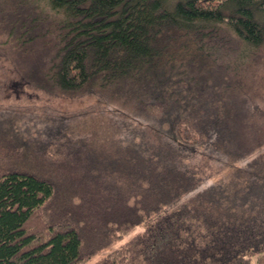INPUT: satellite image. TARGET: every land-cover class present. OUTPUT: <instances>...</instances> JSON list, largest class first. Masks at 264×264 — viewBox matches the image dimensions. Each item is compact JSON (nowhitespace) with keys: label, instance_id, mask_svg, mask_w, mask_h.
Returning a JSON list of instances; mask_svg holds the SVG:
<instances>
[{"label":"trees","instance_id":"trees-1","mask_svg":"<svg viewBox=\"0 0 264 264\" xmlns=\"http://www.w3.org/2000/svg\"><path fill=\"white\" fill-rule=\"evenodd\" d=\"M0 54L113 125L52 118L26 148L0 113V264H77L86 232L145 221L97 264H264V0H0Z\"/></svg>","mask_w":264,"mask_h":264},{"label":"rangeland","instance_id":"rangeland-1","mask_svg":"<svg viewBox=\"0 0 264 264\" xmlns=\"http://www.w3.org/2000/svg\"><path fill=\"white\" fill-rule=\"evenodd\" d=\"M104 104L103 100L95 94L57 97L34 87L20 85L11 60L0 54V107L21 108L0 109V113H4L5 118L10 116L14 119V126H16L14 128L16 132L22 131L23 135L20 133L19 140L26 148L33 146L36 142H43L46 139H44L45 131H48L51 125L50 119H58V117L62 124H67L80 133V137L87 138L89 141L104 139L113 128V125H110L112 123L110 113H99L104 108ZM39 128L42 132L38 131ZM94 128L97 130L94 131ZM245 161L241 159L236 162L241 164ZM207 170L206 175L209 176L204 178L205 182H217L227 177L228 169L226 167L219 169L217 163L210 162ZM46 210L54 213L50 204ZM146 226L147 221L142 222L124 234L118 235L111 242L105 241L103 236L96 233L86 232L85 257L77 264H97L109 254L124 247L131 238L142 233Z\"/></svg>","mask_w":264,"mask_h":264}]
</instances>
